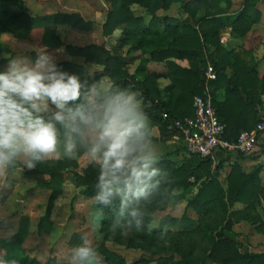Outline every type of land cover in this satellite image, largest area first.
Masks as SVG:
<instances>
[{
  "label": "trees",
  "instance_id": "16d2710c",
  "mask_svg": "<svg viewBox=\"0 0 264 264\" xmlns=\"http://www.w3.org/2000/svg\"><path fill=\"white\" fill-rule=\"evenodd\" d=\"M105 1L111 5V8L103 24L102 34L108 37L113 35L115 30H121L116 48H107L104 44L75 46L63 42L56 30L55 25L57 24L67 23L81 30H92L91 22L85 20L80 14L55 13L52 22L45 23L42 36L44 46L48 48L64 47L65 53L70 56L83 57L91 63L105 67L102 73L98 72L95 76H89L85 71V65L64 60L57 63L59 70L77 74L81 81L88 78L98 79L102 75H106L115 87L138 92L150 123L154 122L160 126L162 136L182 138V132L175 126V121L193 115L195 98L207 94L213 95V102L219 118L227 125L225 138L234 140L241 131L256 127L259 122L260 107L263 104L264 75L262 78L257 75V63L251 49L232 48L221 42V36L222 32L227 29L234 37L243 38L246 36L253 25L261 21L262 12L258 5L264 0H244L241 11L233 16H231L232 0ZM173 1L181 3L183 11L188 13L187 18L175 20L156 15V11L163 4L169 5ZM132 5L147 8L152 15L149 23L146 24L143 17L134 14ZM36 18L37 16H33L26 10L24 0H0V35L10 33L18 39H29L32 30L37 25ZM158 22L163 25H159ZM136 44H139L137 50H142L148 56H139L141 62L135 74L131 75L128 72L127 63L136 56H129L127 53L124 55L123 49L129 45L131 47L128 51H130ZM3 53L13 55L14 51L0 41V55ZM171 57L188 59L189 65L182 66L170 59ZM34 59L37 60L36 57ZM125 61L126 63H124ZM150 62L165 63V75L169 78L170 84L164 89L158 82L161 73L150 70L148 68ZM210 64L217 69L218 76L217 79L207 83L204 74ZM228 68L232 71L231 75L226 72ZM219 90H223L221 100L216 97ZM169 157L170 154L160 156L159 167L168 173L172 190L193 192L187 207L203 216L214 209L212 203L217 199L227 197L229 205H233L237 200L245 202L248 204L247 213H244L247 214L246 219L256 224L258 232L264 233V219L252 216L259 195L264 191L259 176L261 167L246 173L239 164H235L228 175L227 189L225 190L217 177V172L213 173V168L214 166L216 170L222 168L226 159L214 164V160L207 157L195 166L189 163L179 164ZM21 166L19 162L13 168ZM78 167L79 163L75 159L64 158L48 160L34 168L35 172L50 176L49 181L40 183L43 187L49 188L51 194L47 201L46 211L38 223L39 231L50 233L54 225L52 213L57 199L64 193V174L66 172L72 170L76 186L82 195L94 197L98 177L97 168L94 169L92 165H89L79 172L76 170ZM172 198L181 200L185 197L180 193L173 194ZM117 207L118 203H115L113 206L103 209L104 226L105 229L108 228L106 236L116 242L126 244L128 247L156 252L160 239L159 229H154L151 235L146 230L144 232L132 230L126 236L121 235L119 231L114 233L110 230L109 227L116 216L114 209ZM163 208L153 205L149 211L153 215ZM196 223L186 214L180 218L166 215L161 219V227L166 225L168 232L175 230L177 234L187 233L188 229ZM204 225L202 224V227ZM208 229L209 226L205 232ZM29 234L30 217L22 215L18 230L12 238L13 242L21 245ZM104 250L109 264H126L123 257L110 250ZM17 264H55V262L51 260L48 263H39L35 258H24L17 261ZM133 264H150V261L141 259ZM154 264H189V262L171 257L160 258ZM230 264H264V252L232 255Z\"/></svg>",
  "mask_w": 264,
  "mask_h": 264
},
{
  "label": "rangeland",
  "instance_id": "374dc122",
  "mask_svg": "<svg viewBox=\"0 0 264 264\" xmlns=\"http://www.w3.org/2000/svg\"><path fill=\"white\" fill-rule=\"evenodd\" d=\"M243 1L232 0L231 16L241 11ZM26 3L27 11L33 16H37V28L27 41L10 40L13 43L14 54L3 53L0 55V73L8 70L9 55H11V58L20 57L32 63L35 62L34 57L38 58L41 51L52 56L56 64L63 59H69L70 56L66 55L64 47L48 48L42 43L41 27L44 28L46 22L50 24L53 14L59 12L80 14L93 25L90 31L75 28L67 23H65L66 25L60 24L61 26L59 24L55 25L61 39L63 38L62 41L66 44L71 43L75 46L104 44L107 48L117 47L118 37L120 36V31L117 30L119 29L114 31L113 36L105 37L102 34L103 24L111 8V5L105 0H26ZM131 7L136 16L143 17L146 24L149 23L152 15L147 8L139 5H132ZM258 8L262 12L261 21L253 25L248 35L245 36L246 38L241 40L232 39V42L238 43L237 48L245 46L252 50L257 63V75L262 78L264 75V2H261ZM38 15L42 16L38 17ZM156 15L161 18L175 20H183L188 17V13L183 11L181 3L176 1L171 2L169 5L163 4L156 11ZM159 25L163 24L159 23ZM229 32V30L222 32L223 42L228 41L229 34L233 36ZM241 44L243 45L241 46ZM129 47L131 46L127 45L123 52L124 55L127 53L129 56H136L127 63L128 72L133 75L141 62L139 56L147 57L148 55L144 54L142 50H137L139 44H136L130 51H128ZM211 49H214V47H211ZM70 58L77 64L85 66L93 64L83 57L74 56ZM170 59L178 63L180 61L187 62L189 65L188 59L174 57ZM97 65L100 66L99 68L102 71L105 69L103 65ZM230 73L232 74L231 71ZM96 80L98 81L95 78H88L83 83L91 85ZM109 80L111 81L110 78ZM262 98L264 99V95ZM160 137L165 136L161 135ZM186 154L191 155L187 150ZM228 154L225 155L228 160L224 161L226 167L216 173L225 190L228 182L227 172L231 164L239 163V160L248 162L261 159L264 156V145L260 142L256 150L250 155ZM164 155L163 153L160 154V156ZM212 159L214 162L217 161V156L215 155ZM53 160L57 159L50 161ZM75 160L79 163L77 171L82 172L84 167L92 165L94 169L97 168L98 172V166L85 154L79 155ZM20 163L21 167L10 168L6 175L0 176V253H6L7 259L20 261L24 258H35L39 263H48L53 260L55 264H63V254L67 249L80 243L81 235L85 233L93 241L103 264H109L104 249L123 257L126 264H133L141 259H149L150 264H154L160 258L168 259L171 257L176 260H187L189 264H230L232 255L264 252V234L258 233L252 222L246 219L247 214H244L247 213V203L237 200L233 205H229L227 197L217 199L212 203L214 209L210 213L200 216L195 210L187 207L193 192H184L183 190H174V194L182 193L185 198L181 200L170 199L167 206L155 212L153 216L161 222V219L166 215L180 218L186 214L197 222L188 229L187 233L177 234L175 230L167 231L166 237L163 240L159 239L156 252L146 251L142 248H132L126 244L116 242L106 236L108 228L105 229L104 216L99 226L93 225V212L97 206L93 198L80 193L71 173L72 170L64 174V193L57 199L52 213L54 225L50 233L41 232L38 230V223L46 211L51 190L43 187L40 183L49 181L50 176L37 173L34 168L28 169L24 167L22 162ZM256 165L263 167V176L262 173L261 176L264 183V160ZM253 167L245 166L243 168L246 171H251L254 169ZM215 171L213 168V173ZM22 215L30 217V234L21 245H17L12 238L18 230ZM252 216L255 218L261 217L262 219L264 217V191L259 195ZM202 224L205 225L202 227ZM207 226H209V229L205 232Z\"/></svg>",
  "mask_w": 264,
  "mask_h": 264
},
{
  "label": "clouds",
  "instance_id": "9594fccd",
  "mask_svg": "<svg viewBox=\"0 0 264 264\" xmlns=\"http://www.w3.org/2000/svg\"><path fill=\"white\" fill-rule=\"evenodd\" d=\"M85 71L102 73L96 63ZM81 153L98 166L93 225L99 226L104 208L118 203L112 232L126 236L146 230L151 235L159 229L163 240L167 226L161 227L149 209L167 206L174 190L159 167L160 153L139 93L115 87L106 75L91 85L82 83L43 51L34 63L10 58L8 70L0 73V176L19 162L32 169ZM0 264L17 261L0 253ZM63 264L103 261L85 233L63 254Z\"/></svg>",
  "mask_w": 264,
  "mask_h": 264
},
{
  "label": "built area",
  "instance_id": "2783aa9c",
  "mask_svg": "<svg viewBox=\"0 0 264 264\" xmlns=\"http://www.w3.org/2000/svg\"><path fill=\"white\" fill-rule=\"evenodd\" d=\"M217 69L210 64L205 70V79H217ZM185 141V148L191 155L213 158L218 152L252 154L259 144V135L264 133V102L260 107L259 122L251 130L241 131L234 140L225 138L226 123L222 122L215 108L211 94L197 96L194 101V114L183 120H176Z\"/></svg>",
  "mask_w": 264,
  "mask_h": 264
},
{
  "label": "crops",
  "instance_id": "0c3cea01",
  "mask_svg": "<svg viewBox=\"0 0 264 264\" xmlns=\"http://www.w3.org/2000/svg\"><path fill=\"white\" fill-rule=\"evenodd\" d=\"M25 1V8H26V10H27V3H26V0H24ZM262 2H264V1H262ZM34 16H36V15H34ZM40 16H42V15H38V17H40ZM60 25V24H59ZM66 25V24H65ZM61 26V25H60ZM37 27H35L33 30H32V33H34V31H35V29H36ZM42 28V32H41V35H43V33H44V28L43 27H41ZM228 30V29H227ZM118 32L120 31V33H121V30H117ZM230 31V30H229ZM32 33H31V35H32ZM119 33V34H120ZM230 33V32H229ZM246 35H248V33L246 34ZM113 36V35H112ZM114 36H116V35H114ZM222 36H223V34H222ZM222 36H221V42L222 43H224V44H226V45H228V46H230V47H232V48H237V44L236 43H234V42H232V39H244V38H246L245 36L243 37V38H237V37H234V36H231L230 34H229V37H227L228 38V41L227 42H223L222 41ZM31 37V36H30ZM11 39H16V40H25V41H27L28 39H18V38H16V37H14L12 34H10V33H3V34H1L0 35V41L2 42V43H4L5 45H8L12 50H13V43L12 42H10V40ZM63 39V38H62ZM71 44V43H70ZM235 44V45H234ZM243 44H241V46H242ZM243 47V46H242ZM244 48H246L245 46H244ZM246 49H249V48H246ZM14 51V50H13ZM67 55V54H66ZM68 56H70V55H68ZM70 57H73V56H70ZM69 57V59H63V60H61V61H64V60H69V61H72V58H70ZM71 59V60H70ZM84 60V59H83ZM179 64H181L182 66H187L188 65V63L186 62V63H184L183 61H180L179 62ZM186 64V65H185ZM100 67V66H99ZM102 67V66H101ZM103 68V67H102ZM148 68L150 69V70H154V71H157L158 73H161V75L158 77V82H159V85H160V87L162 88V89H164L167 85H169L170 84V80H169V78L165 75V73H166V66H165V63L164 62H150L149 64H148ZM230 71H231V69H227L226 70V72H227V74L228 75H231V73H230ZM232 72V71H231ZM100 78H98V80H99ZM97 81V80H96ZM92 82V81H91ZM82 83H83V81H82ZM223 93V90H219V91H217V95H216V97L219 99V100H221L222 99V94ZM212 97H213V95H212ZM263 102H264V99H263ZM151 128H152V133H153V140H154V143L158 146V150H159V153L160 154H170V159L171 160H173V161H176L177 163H179V164H183V163H189V164H192V165H198V164H200L201 163V161H202V159L199 157V156H196V155H188V154H186V149H184L185 148V141H184V139L183 138H179L178 136H165V137H160L161 136V132H160V126L157 124V123H154V122H151ZM163 138V139H162ZM260 142H262V144L264 145V133L263 134H261L260 135V137H259V143ZM228 154V153H227ZM226 154H224V153H221V152H218L217 154H216V156H217V161H215L214 162V164H217V163H220L221 161H223V160H228L227 158L228 157H226L225 156ZM229 155V154H228ZM237 155V154H236ZM225 158V159H224ZM225 160V161H226ZM264 160V156L263 157H261V159L259 158V159H255V160H253V161H248V162H246V161H243V160H239V163H233V164H231V167H230V169H229V171L227 172V174L229 175L230 174V172H231V170H232V168H233V166L235 165V164H239L241 167L243 166L244 168H245V166H254L253 168V170H251V171H246L243 167H242V169L246 172V173H249V172H252V171H254V170H256L259 166H261V165H256L257 163H260V162H262ZM226 167V164H225V162H224V164H223V167L222 168H220V169H218V170H216V167L214 166V170H216L215 172H217L218 173V171H222L224 168ZM262 170H263V167L261 168V170L259 171V176H260V178H261V184L262 185H264V183H263V181H262V176H263V173H262ZM261 173H262V176H261ZM263 219H264V217H263ZM252 224L255 226V229H256V224H254L253 222H252ZM257 231V230H256ZM258 232V231H257ZM258 233H260V232H258ZM261 234H264V233H261Z\"/></svg>",
  "mask_w": 264,
  "mask_h": 264
}]
</instances>
